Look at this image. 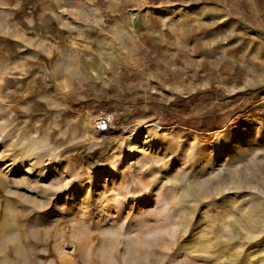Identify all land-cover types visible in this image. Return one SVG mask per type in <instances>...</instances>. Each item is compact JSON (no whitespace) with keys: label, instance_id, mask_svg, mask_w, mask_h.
<instances>
[{"label":"rangeland","instance_id":"1","mask_svg":"<svg viewBox=\"0 0 264 264\" xmlns=\"http://www.w3.org/2000/svg\"><path fill=\"white\" fill-rule=\"evenodd\" d=\"M0 264H264V0H0Z\"/></svg>","mask_w":264,"mask_h":264},{"label":"built area","instance_id":"2","mask_svg":"<svg viewBox=\"0 0 264 264\" xmlns=\"http://www.w3.org/2000/svg\"><path fill=\"white\" fill-rule=\"evenodd\" d=\"M111 121L112 113L109 111H104L95 119L94 129L99 133L108 131L110 128V124H112Z\"/></svg>","mask_w":264,"mask_h":264},{"label":"crops","instance_id":"3","mask_svg":"<svg viewBox=\"0 0 264 264\" xmlns=\"http://www.w3.org/2000/svg\"><path fill=\"white\" fill-rule=\"evenodd\" d=\"M45 50H47L46 48H45ZM35 51H37L36 52V54H37V57H39L40 56V52L36 49ZM49 51V50H48ZM3 58H6L5 56V53L3 54V55H1ZM36 57V59H34V62H36V63H40L41 61H42V59H40V58H37Z\"/></svg>","mask_w":264,"mask_h":264}]
</instances>
